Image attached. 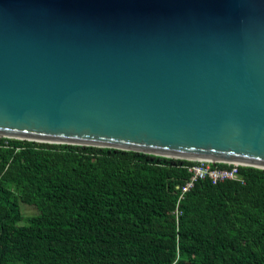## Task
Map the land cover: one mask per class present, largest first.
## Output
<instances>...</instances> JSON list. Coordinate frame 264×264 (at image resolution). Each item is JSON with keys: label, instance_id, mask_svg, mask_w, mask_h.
Masks as SVG:
<instances>
[{"label": "water", "instance_id": "obj_1", "mask_svg": "<svg viewBox=\"0 0 264 264\" xmlns=\"http://www.w3.org/2000/svg\"><path fill=\"white\" fill-rule=\"evenodd\" d=\"M264 169V0H0V139Z\"/></svg>", "mask_w": 264, "mask_h": 264}, {"label": "trees", "instance_id": "obj_2", "mask_svg": "<svg viewBox=\"0 0 264 264\" xmlns=\"http://www.w3.org/2000/svg\"><path fill=\"white\" fill-rule=\"evenodd\" d=\"M193 163L1 138L0 264H264V169L196 181L177 218Z\"/></svg>", "mask_w": 264, "mask_h": 264}, {"label": "built area", "instance_id": "obj_3", "mask_svg": "<svg viewBox=\"0 0 264 264\" xmlns=\"http://www.w3.org/2000/svg\"><path fill=\"white\" fill-rule=\"evenodd\" d=\"M195 163L186 167L187 172L190 174L189 180L181 187L178 202L174 211V214L178 218L181 214L179 211V203L198 180L208 178L213 184L226 180L241 181L239 178V166L238 164H226L228 167H214L209 162L194 161Z\"/></svg>", "mask_w": 264, "mask_h": 264}, {"label": "rangeland", "instance_id": "obj_4", "mask_svg": "<svg viewBox=\"0 0 264 264\" xmlns=\"http://www.w3.org/2000/svg\"><path fill=\"white\" fill-rule=\"evenodd\" d=\"M21 211L23 216L26 217H30L32 215H34L35 213V209L33 207L27 206V205H21Z\"/></svg>", "mask_w": 264, "mask_h": 264}]
</instances>
